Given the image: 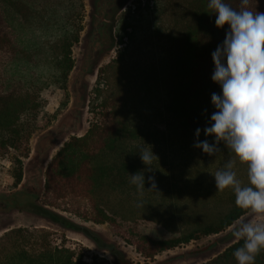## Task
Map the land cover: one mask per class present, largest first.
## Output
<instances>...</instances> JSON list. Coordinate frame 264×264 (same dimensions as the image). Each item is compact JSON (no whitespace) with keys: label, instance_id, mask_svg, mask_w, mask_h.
I'll list each match as a JSON object with an SVG mask.
<instances>
[{"label":"trees","instance_id":"obj_1","mask_svg":"<svg viewBox=\"0 0 264 264\" xmlns=\"http://www.w3.org/2000/svg\"><path fill=\"white\" fill-rule=\"evenodd\" d=\"M78 6L82 8L81 1ZM171 63L170 108L185 130L236 156L264 152V0H193ZM80 22L35 23L12 0H0V156L10 157L12 188L23 178L29 140L48 115L42 92H66L71 47ZM174 44H178L175 39ZM176 65V66H175ZM176 78H179L176 80ZM82 136H72L44 173L43 203L83 221L108 224L144 257L218 234L249 212L264 191L230 194L215 216H198L179 230L166 220H142L118 212L111 192L137 187L139 166L126 155L133 136L117 108L106 102ZM101 106V107H102ZM109 109V110H108ZM94 107L91 106V112ZM264 209V205H263ZM196 214H192L194 217ZM192 217V218H193ZM150 220V221H149ZM171 220V219H170ZM194 221V222H193ZM0 264H110L49 229L11 228L0 235ZM203 264H264V231L242 233Z\"/></svg>","mask_w":264,"mask_h":264},{"label":"rangeland","instance_id":"obj_2","mask_svg":"<svg viewBox=\"0 0 264 264\" xmlns=\"http://www.w3.org/2000/svg\"><path fill=\"white\" fill-rule=\"evenodd\" d=\"M80 1L82 8L78 0H12L34 25L65 23L71 29L72 22L79 21L80 30L71 47L73 67L66 92L54 87L42 92L48 115L29 140L17 188H12L9 176L14 150L0 156V235L11 228H45L65 238L71 248H87L110 264H203L242 233L264 231L263 191L254 207L222 232L147 258L108 224L83 221L44 205L48 163L65 141L82 136L91 123L101 120L94 112L104 110L103 102L109 109L117 108L133 130L125 147L139 166L137 187L110 194L118 212L126 216L164 221L172 216L168 223L182 230L198 216L224 211L230 194L246 195L264 175V152L228 153L189 134L171 111L175 79L169 76L170 67L193 0Z\"/></svg>","mask_w":264,"mask_h":264}]
</instances>
